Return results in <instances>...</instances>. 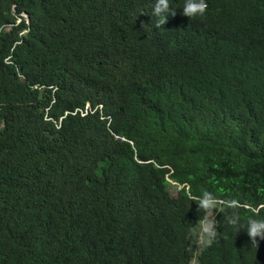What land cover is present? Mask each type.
<instances>
[{
	"label": "trees",
	"instance_id": "trees-1",
	"mask_svg": "<svg viewBox=\"0 0 264 264\" xmlns=\"http://www.w3.org/2000/svg\"><path fill=\"white\" fill-rule=\"evenodd\" d=\"M155 2L0 0V264H264V0Z\"/></svg>",
	"mask_w": 264,
	"mask_h": 264
},
{
	"label": "clouds",
	"instance_id": "clouds-1",
	"mask_svg": "<svg viewBox=\"0 0 264 264\" xmlns=\"http://www.w3.org/2000/svg\"><path fill=\"white\" fill-rule=\"evenodd\" d=\"M170 0H156L152 14L157 18L156 27L166 22V16L170 11ZM208 9L207 0H184L182 7V15L192 19L196 17H203ZM172 15H175V9L171 11ZM27 14H24L26 17ZM30 21V19H29ZM193 201H196L200 209L205 212L211 211L217 207V199L213 198L207 191H204L201 196H191ZM225 204L233 209L232 218L229 224L236 229V231L243 229L247 232L251 238V243L256 247L258 246V238L264 240V216L259 215L260 209L264 208V204H260L254 208L257 213L256 216H250L246 221H242L240 213L237 211L241 207H250V205H242L238 199L231 198L225 201ZM217 224L214 220L209 219L207 215L203 216L199 221L198 226V245L200 247L211 246L218 238ZM199 248H197L195 254L191 259V264H199Z\"/></svg>",
	"mask_w": 264,
	"mask_h": 264
},
{
	"label": "rangeland",
	"instance_id": "rangeland-1",
	"mask_svg": "<svg viewBox=\"0 0 264 264\" xmlns=\"http://www.w3.org/2000/svg\"><path fill=\"white\" fill-rule=\"evenodd\" d=\"M208 218L213 220V215H211V214H210V215H208ZM196 234H198V235H199V233H196Z\"/></svg>",
	"mask_w": 264,
	"mask_h": 264
},
{
	"label": "water",
	"instance_id": "water-1",
	"mask_svg": "<svg viewBox=\"0 0 264 264\" xmlns=\"http://www.w3.org/2000/svg\"><path fill=\"white\" fill-rule=\"evenodd\" d=\"M27 18H28V21H29V17L28 16H26Z\"/></svg>",
	"mask_w": 264,
	"mask_h": 264
}]
</instances>
